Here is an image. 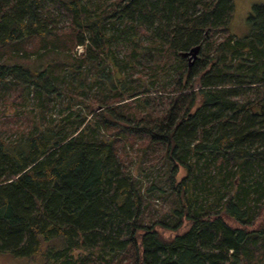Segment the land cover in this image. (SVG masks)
<instances>
[{
	"label": "trees",
	"instance_id": "obj_1",
	"mask_svg": "<svg viewBox=\"0 0 264 264\" xmlns=\"http://www.w3.org/2000/svg\"><path fill=\"white\" fill-rule=\"evenodd\" d=\"M233 9L0 0V254L264 264V3Z\"/></svg>",
	"mask_w": 264,
	"mask_h": 264
},
{
	"label": "rangeland",
	"instance_id": "obj_2",
	"mask_svg": "<svg viewBox=\"0 0 264 264\" xmlns=\"http://www.w3.org/2000/svg\"><path fill=\"white\" fill-rule=\"evenodd\" d=\"M234 9L233 15L229 23L230 30L238 36H244L249 31V21L247 20L248 14L252 10L253 4L264 3V0H233ZM82 46L75 45L72 51L75 54L81 52ZM3 111H0V120L6 121L7 119L3 118ZM7 117H12V111L5 113ZM0 127H3L0 124ZM10 130L8 127H6ZM11 131V130H10ZM160 200L157 202L159 203ZM0 264H39L37 260L30 258H16L9 256L7 254H0Z\"/></svg>",
	"mask_w": 264,
	"mask_h": 264
},
{
	"label": "water",
	"instance_id": "obj_3",
	"mask_svg": "<svg viewBox=\"0 0 264 264\" xmlns=\"http://www.w3.org/2000/svg\"><path fill=\"white\" fill-rule=\"evenodd\" d=\"M199 47H200V44L193 45L189 49L181 51L180 54L182 56H186L188 61H191L197 56Z\"/></svg>",
	"mask_w": 264,
	"mask_h": 264
}]
</instances>
